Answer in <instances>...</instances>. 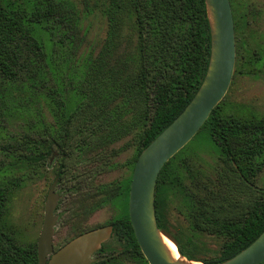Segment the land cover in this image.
Wrapping results in <instances>:
<instances>
[{
    "label": "trees",
    "instance_id": "1",
    "mask_svg": "<svg viewBox=\"0 0 264 264\" xmlns=\"http://www.w3.org/2000/svg\"><path fill=\"white\" fill-rule=\"evenodd\" d=\"M99 1L108 23L106 39L97 56L73 70L81 31L70 0H0V135L12 117L15 92L38 95L54 120L44 125L39 150L24 159L43 166L55 157L60 191L76 197L66 221L73 236L55 250L91 230L84 220L115 203L125 211L105 226H112V239L119 244H103L93 264H149L129 218L132 175L141 152L184 111L204 80L211 52L207 7L205 0ZM230 2L236 36L249 22L247 15L237 20ZM255 55L237 56L235 71L248 75L251 69L259 77L262 58ZM128 136L136 147L128 179L96 182L115 167L117 152L109 147ZM199 136L213 162L191 164L184 149L175 155L157 180L156 217L159 228L190 260L196 259L187 243L165 227L164 202L187 214L197 234L221 238L217 258L196 260L218 264L264 231V189L256 185L264 166V115L222 101L195 138ZM95 162L101 166L94 169ZM11 193L0 189V264H39L37 245H21L9 233Z\"/></svg>",
    "mask_w": 264,
    "mask_h": 264
},
{
    "label": "rangeland",
    "instance_id": "2",
    "mask_svg": "<svg viewBox=\"0 0 264 264\" xmlns=\"http://www.w3.org/2000/svg\"><path fill=\"white\" fill-rule=\"evenodd\" d=\"M70 1L75 5L80 18L81 33H78L76 40L77 51L76 54L74 53L76 59L72 66L73 70H77L88 57L97 56L106 39L108 23L99 0ZM232 2L237 20L247 15L249 22L247 27L237 30L236 61L237 56L250 58L252 54H256L255 57H261L262 62L257 67L261 69L257 72L259 77L253 76L256 71L251 69L247 70L249 76L242 74L239 70L234 72L231 86L223 102L242 104L259 115H264V0H232ZM68 85H70L69 81ZM10 108L12 117L6 125L5 133L0 135V189L9 188L12 192L8 212L9 233L21 245H37L44 221L46 199L56 182L55 169L58 162L53 157L43 166L33 165L25 160L24 156L30 155L31 151L39 150L37 147H40L41 136L45 133L44 125L53 122L54 119L47 106L40 104L38 95L29 91H16ZM200 139V136L194 137L183 148L184 150L182 149L187 162L194 165L213 162L212 152ZM135 149L132 136L109 147L108 151L117 152L112 159L115 167L107 173H101L96 182L126 181L130 176L128 163L133 158ZM100 166V163H93L94 169ZM18 179L23 180L16 185ZM256 185L264 189V166L257 175ZM54 191L58 195V205L55 210L56 224L53 240L54 245L59 246L73 236L66 221L74 209L72 203L76 201V197L64 196L58 184ZM124 211L123 205L110 203L90 215L84 220V224L91 230L105 227V224L122 217ZM161 211L166 229L187 243L188 251L194 259L211 260L219 256L221 238L197 234L191 227L187 214L177 205L164 202ZM162 233L164 234L163 231ZM112 238L113 233L110 240L117 247L119 242ZM189 239H192V244L189 243ZM98 257L96 253L93 255V263L98 261ZM187 260L190 259L187 258ZM196 260L190 261L200 262Z\"/></svg>",
    "mask_w": 264,
    "mask_h": 264
},
{
    "label": "water",
    "instance_id": "3",
    "mask_svg": "<svg viewBox=\"0 0 264 264\" xmlns=\"http://www.w3.org/2000/svg\"><path fill=\"white\" fill-rule=\"evenodd\" d=\"M211 33L210 60L204 80L184 111L139 155L130 184L129 218L149 264H203L184 256L174 260L164 244L155 208L156 185L163 167L198 134L231 86L236 66V36L230 0H205ZM55 182L45 203L37 242L39 264H92L93 255L110 241L112 226L86 232L55 250L58 195ZM264 263V231L247 248L218 264Z\"/></svg>",
    "mask_w": 264,
    "mask_h": 264
},
{
    "label": "bare ground",
    "instance_id": "4",
    "mask_svg": "<svg viewBox=\"0 0 264 264\" xmlns=\"http://www.w3.org/2000/svg\"><path fill=\"white\" fill-rule=\"evenodd\" d=\"M163 241L165 246L167 247L168 251L170 252L171 257L174 260H180L181 257L179 255L178 248L176 246V243H174L170 238H168L166 235L163 237Z\"/></svg>",
    "mask_w": 264,
    "mask_h": 264
}]
</instances>
